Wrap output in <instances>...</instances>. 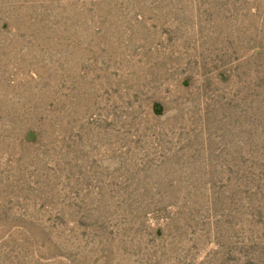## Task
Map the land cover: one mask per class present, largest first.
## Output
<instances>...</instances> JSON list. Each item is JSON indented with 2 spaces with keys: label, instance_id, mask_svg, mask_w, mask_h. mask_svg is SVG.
Wrapping results in <instances>:
<instances>
[{
  "label": "rangeland",
  "instance_id": "1",
  "mask_svg": "<svg viewBox=\"0 0 264 264\" xmlns=\"http://www.w3.org/2000/svg\"><path fill=\"white\" fill-rule=\"evenodd\" d=\"M0 264H264V0H0Z\"/></svg>",
  "mask_w": 264,
  "mask_h": 264
}]
</instances>
